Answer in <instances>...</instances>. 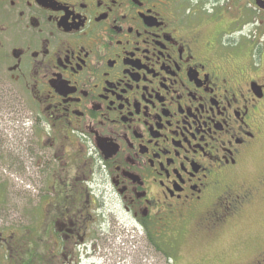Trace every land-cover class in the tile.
<instances>
[{"label": "flooded vegetation", "instance_id": "af4514ba", "mask_svg": "<svg viewBox=\"0 0 264 264\" xmlns=\"http://www.w3.org/2000/svg\"><path fill=\"white\" fill-rule=\"evenodd\" d=\"M263 28L264 0H0V161L48 167V260L81 263L107 200L148 242L264 203V174L236 182L263 139L264 74L239 62ZM19 234L0 264H45Z\"/></svg>", "mask_w": 264, "mask_h": 264}, {"label": "rangeland", "instance_id": "374dc122", "mask_svg": "<svg viewBox=\"0 0 264 264\" xmlns=\"http://www.w3.org/2000/svg\"><path fill=\"white\" fill-rule=\"evenodd\" d=\"M255 42L253 59L239 62L260 66L262 70L258 74H264V28L256 32ZM249 47L252 49V44ZM262 124L264 129V115ZM0 162L3 164L0 169V184H3L0 185V233L6 238L20 233L26 241L24 248L34 247L35 257L42 254V260L35 262H64L61 255L54 262L47 258L46 248L55 246L48 235L52 230L46 203L48 167L20 171L15 166L8 168L7 160ZM261 174H264V133L262 142L248 155L236 182L258 185L256 178ZM104 214L80 231L81 235L84 231L88 234L85 245H78L76 250L73 248L76 239L71 244L73 254L83 258L80 264H245L264 250L263 202L247 218L221 229L215 239L205 241H198L192 235L200 216L183 223L179 233L174 228L161 237L153 234L148 242L141 225L130 222L112 200H107ZM89 256L92 257L89 259Z\"/></svg>", "mask_w": 264, "mask_h": 264}, {"label": "bare ground", "instance_id": "6f19581e", "mask_svg": "<svg viewBox=\"0 0 264 264\" xmlns=\"http://www.w3.org/2000/svg\"><path fill=\"white\" fill-rule=\"evenodd\" d=\"M34 262V261H33Z\"/></svg>", "mask_w": 264, "mask_h": 264}]
</instances>
